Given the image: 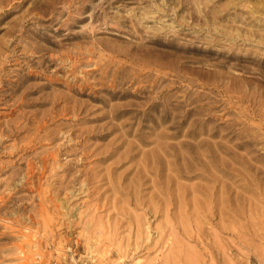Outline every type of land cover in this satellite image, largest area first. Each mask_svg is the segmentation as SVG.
Masks as SVG:
<instances>
[{
  "label": "rangeland",
  "instance_id": "rangeland-1",
  "mask_svg": "<svg viewBox=\"0 0 264 264\" xmlns=\"http://www.w3.org/2000/svg\"><path fill=\"white\" fill-rule=\"evenodd\" d=\"M24 124L0 264H264V0H0Z\"/></svg>",
  "mask_w": 264,
  "mask_h": 264
},
{
  "label": "bare ground",
  "instance_id": "bare-ground-1",
  "mask_svg": "<svg viewBox=\"0 0 264 264\" xmlns=\"http://www.w3.org/2000/svg\"><path fill=\"white\" fill-rule=\"evenodd\" d=\"M25 127H27L26 124H24L22 126L20 125V128H18V127L10 128V125H9L8 126V128H9V131H8L9 135L7 136V138L5 140H3V139L0 140V147L4 144L3 141H9L10 140V137L12 138L13 136L19 135L20 131H23V128H25ZM8 128H7V130H8ZM0 219H2V218H0Z\"/></svg>",
  "mask_w": 264,
  "mask_h": 264
}]
</instances>
